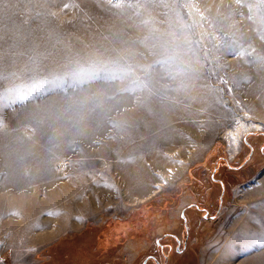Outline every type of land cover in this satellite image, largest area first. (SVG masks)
Wrapping results in <instances>:
<instances>
[{"label": "rangeland", "instance_id": "obj_1", "mask_svg": "<svg viewBox=\"0 0 264 264\" xmlns=\"http://www.w3.org/2000/svg\"><path fill=\"white\" fill-rule=\"evenodd\" d=\"M140 165L138 194L139 180L120 183ZM263 171L264 0H0V264H163V251L166 264H241L250 249L230 261L221 249L230 224L264 209ZM57 175L121 195L76 225L53 215L33 243L13 234L5 221L25 204L12 194L40 202ZM191 202L214 220L187 210L185 229Z\"/></svg>", "mask_w": 264, "mask_h": 264}, {"label": "bare ground", "instance_id": "obj_2", "mask_svg": "<svg viewBox=\"0 0 264 264\" xmlns=\"http://www.w3.org/2000/svg\"><path fill=\"white\" fill-rule=\"evenodd\" d=\"M252 128H253V130H258L259 125L253 124ZM241 129H243V133H245L250 128L248 125H244V126L240 125L236 135L234 134L235 132H233V131L229 132L230 136L232 138L234 137L235 141H236L235 143L233 142L234 149L237 148V135L241 131ZM61 164L62 163H60V165ZM133 175L136 177V174H133ZM261 175L262 176L264 175V171L261 173ZM134 176H132V174L130 175V181L128 182V184H125L126 182L121 181V183H120L121 186L122 185H124V186L128 185L129 189L133 188V186L130 184H131V180H133V179L135 180ZM259 178H260V176H258L254 182H251L248 185L242 187L240 189V191H244L245 190L244 188H248V187L253 186L255 183H257L259 181ZM57 179L62 181V184L58 185L57 188H55V191H53V192L51 191L49 194H47V197H48L47 199L43 198L40 202H38L37 196L32 192L33 188L30 189L29 197H27V198L18 197L17 195L12 194L11 198H14L15 200H22L24 202L25 205L21 209L24 212H21L20 215H18V214L15 215L13 217V219H11L10 221L9 220L5 221V224H4L5 227H8L9 225H11V227L13 229H15L16 227H19V229H17V231H15L13 234H17V233L23 234L24 233L23 228L26 229L27 230V238L29 241H31L33 243L34 239H36L37 237H41L42 234L46 230L45 228H47L51 225L50 220L52 223L54 220L53 215L60 216L59 214L61 213L60 218L58 216H56L58 218L55 217L57 219L58 224L62 223L63 221H66V222L68 221L67 224H69L71 222L72 225H76L78 223L79 218L75 214V212H79L80 210L82 211L83 209H86L87 207L96 210L99 207H101V205L105 204V202L108 204L111 201L117 200L116 198L118 196L120 197V195H121L120 194L121 188L117 189L111 185L106 186L103 184H96L95 186L94 185H90V186L89 185H86V186L85 185H79L78 186L77 183L72 184L71 181H69V180H66L64 178L62 179L60 177L58 178V175H57ZM156 185H159V187H160V186H163L164 183L162 181H160ZM93 187L97 191L96 195H95V193H92L93 195H95V197L93 195H88L86 198L84 197L85 199H83L81 197V195H84L87 192V190H90L89 188H91L92 191L94 192ZM125 189H126V187H125ZM3 191L4 192L6 191L5 187L0 188V196L1 197H2V193H4ZM127 191L129 192L128 189H127ZM157 191H158V188H156V190L154 192H157ZM73 193L74 194L76 193V195L74 196ZM76 196H77V198H79V202L75 201ZM139 196L140 195H138V197ZM66 198H68V199H66ZM48 199L50 200L49 203H48ZM73 199H75L74 202H73ZM58 200H60L59 202H61V206L57 205L56 202H58ZM142 200L138 199V201H140V202ZM52 204L56 205V206L53 207ZM0 205H2L1 199H0ZM47 206H49V207H47ZM64 211H65V214H63ZM263 211H264V209L263 210L257 209V211L255 209V211L253 210V213L251 211H249L251 213H249L247 215L245 213L246 216L244 215L240 219L235 220L233 222V225L230 224L231 226H234V228L232 230V234L228 237L229 238L228 241L226 240L227 243L225 242L224 245H222V246H224L223 249H221V250H223L222 254H224L226 256L227 261H230L231 259H233V257L235 258L238 256H240V257L243 256V252H244V254H247L248 249H250V251H249L250 257L249 258L246 257V258L242 259L243 261H241V264L247 263V261L249 259H251L252 256L258 257L261 255H264V251H263L264 249H261L262 247H264V245H262V244H250L248 242V240L246 239V237L248 236L249 233H251L253 235L263 233V230H262V228L264 226V213H263ZM61 220H63V221L61 222ZM48 224H50V225L48 226ZM62 225H63V223H62ZM51 230H52V228H51ZM47 232L50 233L49 237L52 236L51 235L52 233L50 232V230ZM45 234H46V232L44 233V235ZM45 237H48V235L46 234ZM31 242H28V243H31ZM245 259H247L246 262H245Z\"/></svg>", "mask_w": 264, "mask_h": 264}, {"label": "flooded vegetation", "instance_id": "obj_3", "mask_svg": "<svg viewBox=\"0 0 264 264\" xmlns=\"http://www.w3.org/2000/svg\"><path fill=\"white\" fill-rule=\"evenodd\" d=\"M219 166L216 164L210 174V180L211 182L214 184H217L220 189L222 190V194L220 196V198L218 199V204L222 203V200L224 198V194L225 192L227 191V187H228V183L226 181H224L223 177H222V172H220L218 170ZM187 210H194L195 212H199L201 214V217L203 218V220L205 222L207 221H213L214 220V216H209L208 213H207V210H206V207L201 205V206H198L196 202H191L190 204H188V206L184 207L181 211H180V214H179V217H180V220L183 222L182 226L187 227V220L185 219V212ZM189 212V211H188ZM162 233V232H161ZM163 239L166 240L167 239V242L166 243H172L174 242L175 243V247H174V251L175 252H180V248H179V244H181V241L177 236L176 234H171V233H164L163 234ZM184 241V239H183ZM185 243H186V240H185ZM184 243V244H185ZM184 244H182V247L184 246ZM169 247H167V249H169L170 251L169 252H172V245L168 244ZM156 247L158 249H161L162 250V247L163 245L158 241L156 243ZM163 264H166L167 261H168V258H169V253H166L163 251ZM148 262H153L154 264H160L157 262V260L154 258V256H148L146 257L143 261H142V264H147Z\"/></svg>", "mask_w": 264, "mask_h": 264}, {"label": "crops", "instance_id": "obj_4", "mask_svg": "<svg viewBox=\"0 0 264 264\" xmlns=\"http://www.w3.org/2000/svg\"><path fill=\"white\" fill-rule=\"evenodd\" d=\"M110 72H112V69L110 70ZM149 150V149H148ZM141 152H142V155H141V163L143 162V160H144V148L142 147L141 148ZM128 155V154H127ZM146 160H147V157H146ZM146 168L145 167H143V166H141L140 165V167H135V169H133V171H131L130 170V172L131 173H129L130 175L132 174V176H134L133 174H136V177H135V179L137 178V180H139V182H141L142 183V185H141V187L139 186V187H137L136 186V188H137V190H138V194H140L142 191L140 190V189H143V188H145V181L144 180H146V187L148 188L150 185H149V181H147L148 180V177H146V176H144V173H147L148 171H146L145 170ZM145 171V172H144ZM147 179H146V178ZM148 192H150L149 190H148ZM136 198V197H135ZM141 197H137V199H140ZM141 200V199H140ZM138 201V200H137Z\"/></svg>", "mask_w": 264, "mask_h": 264}, {"label": "snow or ice", "instance_id": "obj_5", "mask_svg": "<svg viewBox=\"0 0 264 264\" xmlns=\"http://www.w3.org/2000/svg\"><path fill=\"white\" fill-rule=\"evenodd\" d=\"M233 142L235 143V138L233 137ZM246 239L248 240V242L250 244H262L264 245V233L261 234H251L249 233L248 236L246 237Z\"/></svg>", "mask_w": 264, "mask_h": 264}]
</instances>
